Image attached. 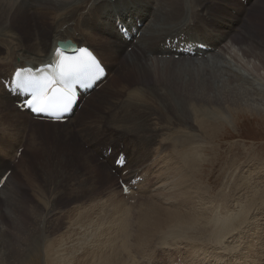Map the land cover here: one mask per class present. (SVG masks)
I'll list each match as a JSON object with an SVG mask.
<instances>
[{
	"label": "bare ground",
	"instance_id": "bare-ground-1",
	"mask_svg": "<svg viewBox=\"0 0 264 264\" xmlns=\"http://www.w3.org/2000/svg\"><path fill=\"white\" fill-rule=\"evenodd\" d=\"M201 1L202 0H24L21 3L22 7H19L15 4V0H0L1 23L7 24L8 26L14 23L22 27L27 22L33 24L37 20L40 33L38 37L35 38L36 43L40 36L45 35L46 25L49 20L53 21L55 13L61 14L66 20H79L90 24L98 33L99 37L104 36L110 40L111 43L106 45L104 44V40L94 35H88L87 37L89 40L74 38L70 35H62L59 37L58 30L60 27H57L54 31V33L57 34L52 43L50 44L46 41L39 42L36 45V50L38 52V54H36L30 51L27 40L19 37L15 40V44H12L11 40L13 39V33L8 30V28H0V95L5 101L0 100V118L6 119L9 127L13 125L23 130H30L32 128L66 129L68 126L74 129L78 128L81 141L84 143V146H88L90 149L96 146V139L98 136L106 133V130L98 125L100 122L102 123L103 120L105 121L103 125L107 124V127H111L116 132H114V135H117V137H125L127 140H134L135 146L132 148L135 153L129 158L130 165L126 164L125 166V171L127 172H123L125 173V177H123L125 182L123 184L126 185L129 194L125 195L123 189H121V193L124 197L147 194L150 199L143 205V208H146L145 210L140 208L142 211L139 220H137L136 233H134L136 248L142 250H145V247L148 245L147 239H151L150 236H152L151 233L154 234L153 231L159 232L164 230L163 236L175 239L182 235L181 227L189 226L191 228L190 234L195 235L197 233L195 229H200L202 221L208 211L214 212L217 220V224H213L210 229L212 230L210 235L213 241L224 239L225 237L228 238L226 235L225 237H220V232H225L224 229L229 230L231 223L233 227L237 226V224H234L236 222H234V220L237 215L240 213L242 214V212L246 210L244 208H247V212H245L246 217L252 212L264 215V190L257 189V185L253 184V182L261 181L260 176L264 178V173H258V167H256L257 171L254 172L259 177H254V179H252V172H249L248 179L246 180L247 186L251 187L254 195H252L253 197L250 198L249 202L247 201L248 203L246 202L244 204L242 201L239 203V206L237 205L238 209L235 211H239L241 207H243V211L240 210L242 212L239 214H237L238 212L235 213L236 217L231 216L234 214L233 211V214H231L230 211L229 213L227 212L228 214L225 212L226 216L220 214L222 211H220L219 207H221L222 210L223 207H226L224 205L228 204V197L226 198V196L224 197L223 195V197H221L222 199L216 198V200L213 197L212 199L208 196L207 187L202 186L201 181H195V178L198 176V168L210 162V141L215 138H221V134L228 132V128L232 129L230 126L233 127V114H235L237 121L243 114L264 119V40L258 43L254 34L247 32L249 24L247 23L244 26L245 23L242 21V18L246 16L248 11L244 7L245 5L240 3V0H238L239 3L233 0L237 3L236 8L230 5L231 0H220L221 3L229 4H224L222 6L225 12L223 14H219L217 8L213 4L201 8ZM211 1L219 3V0ZM247 1L250 4L252 1H255L256 5L252 8L253 10L254 8L256 9L260 3V0ZM225 7L227 9H225ZM15 8L18 12L15 11ZM26 9L30 12H34L31 21H29L31 15ZM234 11H236L235 16L233 15ZM262 24L264 25L263 22ZM234 32H236L238 37L232 36ZM33 33H36V31L33 30ZM129 36L132 37L130 42L128 41ZM244 37L247 38L244 39ZM99 40H102L100 41L101 44L96 43V41ZM67 41L77 45L78 48H88L91 50L100 59L107 71V76L104 81H101L96 86L97 88L101 86V89L99 88L100 90L97 92L95 87L90 92V96L93 95L91 100L106 89V85L104 86V84H106L105 82L108 77L112 75L113 70V64H108V61L104 60V56L102 57L100 52L107 54L108 51H113L114 48L120 56L118 62L119 64L121 63L123 67L118 70L116 76H118L119 72L121 74V71L125 69L124 74L127 73L126 75H131L134 79L129 77L126 79L127 82L133 80L135 81L134 85L137 83H145L143 82L144 79L153 77L155 80L159 79L163 81L164 84L171 88H164V86H162L161 88L164 91L161 93V90H150L146 85L130 88V85L128 86V83L125 81L127 84H125L126 87L124 89L127 90L125 92L122 91L119 96L121 98H119L117 102L113 100V102L107 104L105 108L106 113H108L107 117L103 116L102 112L100 113L99 111L98 114L92 118L93 120L91 123L86 124L84 123L83 108L78 114L79 117L83 115L82 119H79V117L76 119L75 113L81 104V102H79L74 110L73 116L64 124H53L36 120L31 116L29 111H22L19 108V104L23 102V97L14 89L13 82L17 79L15 73L18 70H27L29 68L37 69L49 64L54 58L58 43H66ZM236 43H240L238 50H235L234 47ZM258 44L261 45L263 49L260 48ZM101 45L103 49H98ZM246 58L247 60L250 59L247 61L248 63L246 62ZM55 59H57V57H55ZM171 61L199 62L198 65L207 64L209 70L205 73H208L209 76L203 82L202 89L194 90L185 85H168L163 74H165V72L168 75L170 74L167 65L171 63ZM243 61H245L247 65H245ZM28 72L30 71L24 74ZM2 80H6L8 89L2 84ZM118 83H116L117 86ZM116 85L114 88H116ZM160 93L161 99L157 100ZM140 98H142L144 102L140 100ZM145 102H153L156 103V105H150ZM133 105H135L134 108H136L138 112L142 113L141 115H139V113L130 112ZM85 106L87 107L88 103H86ZM156 106L160 107L159 112L164 110L165 117L154 111L158 109ZM207 107L214 110V112L209 111ZM166 109L169 113L165 112ZM230 111H232V114H230ZM11 112L15 113V116ZM156 114L157 117L161 119L160 121L165 119L167 124L168 122L170 123L173 118L175 119V114L178 115L180 119L182 117L184 120L188 121L192 119L199 121L202 120L201 118L203 117L204 120L202 122H205L204 132L202 133L200 131L201 133L198 135L187 133L188 135L186 137L192 148V156L187 159L186 166L180 163L177 156H169L168 162L171 165L165 164L164 153L167 154L165 152V144L157 148L154 144L158 142L156 137L159 131L158 125L151 123V121L153 120L152 116ZM195 122L192 124L193 126L197 123ZM38 124L47 125V127H37L40 126ZM168 127L170 128V124ZM177 129H169V133L165 135L166 139L170 140L171 144L172 142H177L176 137L179 136L176 135V133H186V131H184L186 127L184 130L180 131H177ZM6 131H9L8 128L5 130L3 129L0 133V185L8 171L15 168L17 165L15 162L17 150L14 156L8 153L10 146L7 145L8 139L6 138L9 134L6 133ZM112 138H114V136H112ZM201 138L206 140L199 142L197 139ZM126 145L128 146V143ZM161 149L164 150V153H162ZM173 149L174 148L171 149L168 155H172ZM27 150L25 152H27ZM107 150L102 161H108ZM136 162H139L141 166L136 167L134 165ZM132 168H134V170ZM114 171L115 169L112 170V172ZM27 176L28 175H26V177ZM13 177H8L5 185L0 189V264H40L42 260L45 264H50V262H56V264H72L73 258L71 259V257L66 256V253L62 250L64 248L61 249L60 247H56L51 251L50 239L46 235L44 229L46 223L44 218L50 215V209H52V207H50L48 202H41V195L37 192L33 193L39 205L41 203V208L33 204H29L27 208V213H29L28 217H33L28 220L31 224L29 231L33 232L34 235L23 244L24 240H26L25 238L30 236L31 233L29 234L27 232V234H25L27 237H24L22 234L26 228L24 227V218L19 214V210L25 208L27 202L22 200L20 185L19 187L14 186L16 185L14 182L16 183V181H14ZM107 178L111 180L112 177L108 175ZM138 179H142L143 181L137 183L135 188L132 187L134 186L133 182ZM244 179L245 178H243V180ZM33 184L35 185L34 182ZM255 196H257L256 199ZM211 201L213 202L211 203ZM196 202L200 203L199 207ZM257 214L255 216L256 218L259 216ZM247 219H245V221ZM79 220L81 221L80 217H78L76 223L78 231L75 229L72 230L71 228H69V230L67 229L68 232L70 231L71 236L69 241L76 247L78 246L80 249H84V256L82 255V260L79 264H130L129 260H125L124 263L118 258L117 254L119 249L110 248L104 253L100 252V249L99 251L94 249L93 247L96 246L97 243L95 232L93 231L88 240H86L87 237H82L80 233L84 226L82 223H79ZM248 220L249 224L246 226L247 231H249V227L254 224L252 221L253 219ZM248 220L243 222L247 224ZM9 221L11 222V229L6 224ZM130 222V218L129 220L125 219L121 222L122 233L120 237L122 240V247L120 249L126 252L127 255L129 250L128 240L132 235L131 229L129 228ZM38 224L41 225V235L38 234ZM74 226H76L75 223ZM167 227L172 230L168 231V229H166ZM235 229L239 228L235 227ZM74 230L77 233L74 232ZM231 232L232 231H230V234ZM251 234L250 232L246 234V236L249 237V241H247L249 245L245 248L244 253H236L228 250L227 248L229 246L225 244L226 242L224 240L223 249L226 251L218 250L217 252L219 255L217 257H210L208 255H203L205 249L184 242L181 250L184 251L185 254L174 252L180 256H176L174 260L168 258V260L164 262L169 264H182L184 260H186L190 262L188 264H194L192 261H189L192 259L193 261L195 260L196 264H200L201 261H205V264H217V261H219L221 264L220 260L222 259L224 261L222 264H260L261 260L264 262V224H261L258 228L256 227L253 234ZM73 235L75 236L72 238ZM147 236L150 238H147ZM40 237H42L41 246L39 245ZM180 244L181 241L175 248H178ZM69 246L70 243L68 247ZM192 248H197L198 252ZM78 249L79 248H77V250ZM92 251H94V255L91 257ZM55 252L58 253L60 259L57 258ZM210 253L212 252L210 251ZM224 253H227V255H224ZM48 255L50 256L46 258ZM72 255L73 253L70 256ZM149 255H142V257H144L141 259V262L139 261L133 264H151ZM72 257H74V255ZM94 258L97 262H92ZM156 264H165L162 263V257H158Z\"/></svg>",
	"mask_w": 264,
	"mask_h": 264
},
{
	"label": "rangeland",
	"instance_id": "rangeland-1",
	"mask_svg": "<svg viewBox=\"0 0 264 264\" xmlns=\"http://www.w3.org/2000/svg\"><path fill=\"white\" fill-rule=\"evenodd\" d=\"M23 1L24 0H15V4L19 7H22L21 3ZM236 1L239 3L238 0ZM240 1H241L240 3H243L245 5L244 7L248 11L246 16L242 18V21L245 23L244 26L247 23L249 24V28L247 32L254 34L258 43L263 41L264 25L262 24V22L264 23V0H260L259 5L256 7V9L254 8V10L252 8L256 5L255 1H252L251 4L247 0H240ZM230 3L232 7L235 8L237 7L236 5L237 3H235L233 0H231ZM209 4H213L217 8L219 14L225 13L222 8L224 4L229 5L228 3H221L220 0L219 3H214L211 0H202L200 7L204 8ZM225 9L227 8L225 7ZM15 11L18 12L16 8ZM26 11L31 15V18L29 20L31 21L33 19L32 14L34 12H30L27 9ZM233 15L234 16L236 15V11L233 12ZM57 27H60L58 30L59 37L62 35H70L74 38H83L89 40L87 36L94 35L104 40V44L106 45L108 43H111L110 40L107 39L106 37L104 36L99 37L98 33L90 24L84 23L83 21H79V20H66L61 14H57V13H55L53 21L49 20L48 24L46 25L45 35L40 36L37 43L35 41V38L38 37V34L40 33L37 20L33 24H31V22L30 23L27 22L22 27H19L14 23L13 25L10 24L8 26L7 24H3L0 22V28H6V29L8 28V30H10L13 33V39L11 40L12 44H15V40L21 37L24 40H27L30 51L36 54H38L36 50V45L39 42L46 41L49 42L50 44L52 43L54 37L57 34L54 33L55 28ZM33 30L36 31V33H33ZM236 32H234L232 36L238 37L236 35ZM246 38L247 37H244V39ZM102 40L96 41V43L101 44L100 41ZM239 44L240 43L234 44L235 50L239 49L238 48V46L240 47ZM258 46L262 48L261 45L258 44ZM98 49H103V46L101 45V47H99ZM100 53L102 54V57L104 56L103 57L104 60L108 61V64L109 63L113 64V70H112V75L108 77L107 81L105 82L106 84H104V86L106 85L105 87L106 89L104 91H102L99 95H96L93 100H91L93 95L92 96L88 95L82 99L80 107L75 113V118L77 119V117H79L78 114L84 108L83 109L84 123L86 124L91 123V121L93 120L92 118H94L99 111L100 113L102 112L103 116L107 117L108 113H106L105 111L107 104L113 102V100L117 102V100L121 98L119 96L121 95L122 91L125 92L127 90L124 89L126 87L125 84L127 83L128 86L130 85V88L134 86L146 85L150 88V90H161L162 91L161 93H163L164 91L161 88L162 86H164V88H171L168 87L166 84H164L163 81L159 79L155 80L153 77L144 79L143 82L145 83H137L134 85L135 81H133L134 79L131 77V75L128 76L126 75L127 73L124 74L125 69L121 71L122 72L121 74L119 72L118 76H116L118 70L122 69L123 67L122 64L121 63L119 64L118 62L120 56L118 55L115 48L113 51H108L107 54L103 52ZM248 60L246 58V62ZM246 62L243 61L245 65H247L248 63ZM198 64L199 62L191 63L186 61H171V63L167 65V69L170 70V74L168 75L165 72L163 76L165 77L167 84L170 86H173L175 84L185 85L186 87L194 90H201L203 82L209 76L208 73H205L209 70V66L207 64L205 65H198ZM129 77H131L133 80L127 82L126 79H128ZM115 81L116 83H118V86L116 85ZM125 81L127 83H125ZM1 82L2 84H4L3 80ZM115 85L116 88H114ZM100 89L96 91L98 92ZM161 93L157 97V100L161 99ZM0 100L4 101L1 95H0ZM140 100H142V98H140ZM86 103H88L87 107L85 106ZM145 103H148L150 105H156V103L153 102H145ZM134 106L135 105H133V108L130 109V112H134L137 114L139 113V115H141L142 113L138 112L137 109L134 108ZM156 108L158 109H155L154 111H156L159 115L162 114L164 116V112H163L164 110H161V112H159L160 107L156 106ZM207 108L209 111L214 112V110H212L211 108L210 109L209 107ZM165 112L169 113L167 109L165 110ZM11 113L14 114L15 116V113L13 112ZM230 114H232V111H230ZM82 117L83 115H81L79 119H82ZM152 117L153 120L151 121V123H155L156 125H158V131H159L156 137V140L158 142L154 144L156 148L162 147V144H165V149H166L165 152L167 154H165L164 150L161 149L162 153H164L165 164L171 165L168 162L169 156H177L180 160V163L186 166L187 159L192 156V148L186 137L188 135L187 133H191L195 135H198L201 132L203 133L205 129L204 127L205 122H202L204 120L203 117L201 118L202 120L199 121H197L196 119H192L188 121V120H184V118L182 117L180 119V117L175 114V119L173 118L170 123L168 122V124L167 121H165V119L160 121L161 119L157 117V114L153 115ZM232 117L234 118V120H232L233 127L230 126L232 129L228 128L227 129L228 132L226 133L224 132V134L222 133L221 134L222 139L215 138L214 140L210 141L211 144V151H210L211 154L209 156L210 162L209 164L198 168L197 171L198 176L195 178V181L199 180L198 182L201 181L202 186L207 187L208 196L210 198L213 197L214 199L216 198L222 199L221 197H223V195L224 197L226 196V198L228 197L227 198L228 206L225 204L224 206L226 207H223V210L221 209V207H219L220 211H222L221 213L220 212L219 213L221 215L226 216L225 212L229 213L230 211L231 214L234 213L231 216L236 217L235 213L238 212L237 214H239L240 212L243 211L242 210L243 207H241V205H240L241 207L240 210L242 211L240 210L235 211L238 209L239 203H241L242 201H243L242 203L244 204L247 201L249 202L250 198L253 197L252 195H254L252 193L251 187H248L246 184L247 182L246 180L248 179V175H249L248 173L252 172L251 175L252 179H254V177H259L255 174V172L257 171L256 167H258V173L260 174L264 173V167H263L264 166V119H262L261 117H257V116L254 117L252 115H245V114L240 116L238 121L235 118L236 117L235 114H233ZM0 119H1L0 133L3 129L5 130L8 128L9 130L6 131V133L9 134V136H7L6 138L8 139L7 145L10 146L9 147L10 150L8 151V153L11 154V156H14V153L17 150V153L15 155L16 156L15 162L17 163V165L15 168H12L10 171H8L9 173L8 177L14 176L13 177L14 181H16V183L14 182V184L16 185L14 186L19 187L20 185L22 200L24 202L25 201L27 202L26 207L19 210V214L22 216V218H24V227L26 228V230L22 232V234L24 235V237H27L25 234H27V232L29 234L31 233L30 236L25 238L26 240H24L23 244H25L27 240L30 239V237H32V235H34L33 232L29 231L31 224L28 220H30L33 217H28L29 213H27L28 210L27 208L29 204H33L34 206L41 208V203L39 205V202L36 199L35 194L33 193V192H37L41 195V202H45V203L48 202L50 207H52V209H50L51 211L50 215L47 217L49 219L44 218V220L46 221L45 223L46 227L44 226V229L46 231L45 232L46 235L50 239V244L52 247L51 251L56 247L57 248L60 247L61 249L64 248L62 250H64L63 252L66 253V256L71 257V259L73 258L72 264H79L80 261L82 260V255L84 254L83 248L80 249V247L78 246L76 247L72 242L69 241L71 238L70 231L68 232L69 228L78 231L76 224L78 221V217H80L81 219V221L79 220L80 221L79 223H82V225L85 227L84 228L82 226L83 228L82 231L80 232L82 237L86 236L87 237L86 240H88L92 232L93 231L95 232L97 237L96 239L97 243L96 246L93 247L94 249L98 251L100 249V252L103 253L109 250L110 248L119 249L118 250L119 252L117 254L118 258L121 260V262L123 261L124 263L125 260L126 261L129 260L130 264H133L135 262L138 263L139 261L141 262V259H143L144 257V256L142 257V255L145 254L148 255L150 254L149 258H151L150 260L151 264H156L158 257H162V263L169 264L164 261L168 260V258H172L174 260L176 256H180L174 252L185 254L184 251L181 250V247L184 242L193 245L195 247H201L205 249L203 255H208L210 257H215V256L217 257L219 255V253L217 252L218 250L226 251L225 249H223L224 240L226 242L225 244L229 246L227 248L228 250H231L236 253H244L245 248H247V246L249 245V243H247V241H249V237H247L246 234L249 232L253 234L256 227L258 228L261 224H264V215H259L257 214V212H252L248 214V217H246L245 212H247V208H244L246 210H244L242 214L240 213L239 215H237L236 218L234 217L235 220L233 218L234 222L235 221L238 222V223L236 222L234 223L237 224V226L235 227L239 229H235V227H233V224L231 223L229 230L232 231L233 233L231 232L230 234V231L228 229H224L225 232H220V234L221 233L222 234L221 235L219 234V236L225 237L226 235L228 236V238L225 237L226 239L224 238V239H219L217 241H213L210 235L212 233V230L210 229L212 228L213 224H217L216 223L217 220L215 218L214 212L208 211L204 220L202 221V225L200 226V229H195L197 230V233L195 235L190 234L191 228L189 226L181 227L182 235H180L179 238L176 237L175 239H172L171 237L169 238L168 236L167 237L163 236L164 230L159 232L153 231L154 234L151 233L152 234V236H150L151 239H147L148 245L145 247V250L138 249L136 248L135 234H134L136 233V229H137L136 224H137V220H139L141 211L146 209L143 208V205L147 203L150 199L147 194L135 195L133 197L130 196L124 197L121 193V189H124L122 186V182H125V179H123V177H125L124 175L127 171H125V167L122 170L117 169L116 167V160H117L116 158H118V154L125 155L127 165H130L129 158L131 157V155L135 153V151H133L132 148L135 146L134 140H127L125 137H117V135H114L115 131L111 127L110 128L107 127L108 126L107 124L103 125L105 124V121L103 120L102 123L100 122L101 125L100 124L98 125L99 127L100 126L103 127L106 130V133L104 135L100 134L96 139L97 142L96 146L93 149H90L88 146H84V143L81 141L78 128L74 129V128H70L71 126H68L66 129L32 128L30 130L28 129L23 130L13 125L9 127L8 123L6 122L7 121L6 119L4 118H0ZM194 122L196 124H194L193 126L192 124ZM169 124H170V128L168 127ZM181 124L182 125L184 124L183 125L184 127ZM38 125L40 126L37 127H47V125H42V124H38ZM185 127L186 130H184ZM168 128L171 130L172 129L176 130L178 128L177 131L184 130L186 131V133H176V135L179 136L176 137L177 142H172L171 144L170 140L166 139L165 136L167 133H169ZM111 135L114 136V138H112ZM197 140L199 142H203L206 139L201 138ZM127 143L128 146L126 145ZM172 148H174L172 155H168V153L171 151ZM26 150L28 154L27 152H25ZM106 150H107L108 161H102L103 156L106 153ZM134 165L136 167L141 166L139 162L134 163ZM114 169L115 171L112 172V170ZM132 169L134 170V168ZM26 175L28 176L26 177ZM108 175L112 177L111 180L110 178H107ZM243 178L245 179L243 180ZM260 178H261L260 182L259 181L253 182V184L257 185L258 187L257 189L264 190V178H262V176H260ZM142 181H143L142 179L141 180L138 179L134 181L133 182L134 186L132 187L135 188L137 183H140ZM33 182L35 183V185L33 184ZM256 198L257 196H255V199ZM212 202L213 201H211V203ZM196 204L199 207L200 203L196 202ZM140 208H142V210H140ZM256 214L259 215L258 218L255 217ZM254 217L258 220H256ZM129 218L131 220L129 228L131 229L132 235L128 240L129 250L127 255L126 252L120 249L122 247L121 245L122 240L120 236L122 233L121 222L122 220L125 219L129 220ZM247 218L251 220L253 219L252 221L254 223L251 227H249V231H247L246 229V226L249 224V220ZM240 219L243 220L241 221ZM245 219L248 220L247 224L245 223L247 221V220L245 221ZM74 223L76 226H74ZM6 224L11 229V222L9 221ZM37 228H38V234H40L42 231V229H40L41 225L38 224ZM166 229H168V231L172 230L169 229V227H167ZM234 229L238 232H236ZM75 230L74 232H76ZM228 233L230 234V236ZM74 236L75 235H73L72 238ZM150 237L147 236V238ZM41 240L42 237H40V242H39L40 246L42 244ZM180 241L181 244L179 245V247L175 248L176 246H178V243ZM66 242L68 245L70 243L69 247L66 244ZM65 244L67 245L68 250ZM63 246H65L66 249ZM70 248L71 249L75 248V249L69 251L71 250ZM77 248H79L80 250L79 249L77 250ZM192 249L198 252L197 248H192ZM210 251L212 253H210ZM92 252H91V257L94 255V251ZM164 252H169V253H164ZM69 253L70 255L73 253L74 257H72L73 255L70 256ZM55 255L57 256L58 259H60L58 253L55 252ZM224 255H227V253H224ZM49 256L50 255H48L46 258H48ZM94 259L92 260V262H97V260ZM189 261H192L194 264H196L195 260L193 261L191 259ZM220 261L221 264L224 262L222 259ZM42 262L43 260L40 262V264H45V262L43 263ZM188 263L190 262L184 260L182 264H188ZM50 264H56V262L55 263L50 262ZM200 264H205V261H201ZM217 264H220V262L217 261ZM260 264H264L263 260H261Z\"/></svg>",
	"mask_w": 264,
	"mask_h": 264
},
{
	"label": "snow or ice",
	"instance_id": "snow-or-ice-1",
	"mask_svg": "<svg viewBox=\"0 0 264 264\" xmlns=\"http://www.w3.org/2000/svg\"><path fill=\"white\" fill-rule=\"evenodd\" d=\"M69 57L57 54V59L36 72L16 73L14 89L25 107L36 114L59 119L71 110L76 101L77 86L87 88L103 74V68L87 48L76 49Z\"/></svg>",
	"mask_w": 264,
	"mask_h": 264
},
{
	"label": "water",
	"instance_id": "water-1",
	"mask_svg": "<svg viewBox=\"0 0 264 264\" xmlns=\"http://www.w3.org/2000/svg\"><path fill=\"white\" fill-rule=\"evenodd\" d=\"M67 44H71V42H70V41H68V42H67ZM58 45H61V43L59 42V43H58Z\"/></svg>",
	"mask_w": 264,
	"mask_h": 264
}]
</instances>
